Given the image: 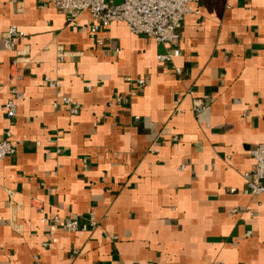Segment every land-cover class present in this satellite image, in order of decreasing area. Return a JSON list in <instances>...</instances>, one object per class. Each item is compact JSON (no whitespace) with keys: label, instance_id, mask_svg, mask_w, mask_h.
Instances as JSON below:
<instances>
[{"label":"crops","instance_id":"crops-1","mask_svg":"<svg viewBox=\"0 0 264 264\" xmlns=\"http://www.w3.org/2000/svg\"><path fill=\"white\" fill-rule=\"evenodd\" d=\"M198 8L162 63L122 22L91 34L88 13L0 0V138L19 141L0 159V264H264V195L244 177L264 143V0Z\"/></svg>","mask_w":264,"mask_h":264},{"label":"built area","instance_id":"built-area-1","mask_svg":"<svg viewBox=\"0 0 264 264\" xmlns=\"http://www.w3.org/2000/svg\"><path fill=\"white\" fill-rule=\"evenodd\" d=\"M56 10L66 15L68 21L74 20L82 13L90 16L87 24L91 34L107 28L111 23L119 21L126 25L134 35H143L155 39L165 45L164 53L157 55L159 62H172L173 58L180 55V49L174 44L180 39L182 21L186 15L198 14L199 0H122L119 4H113L109 0H48ZM24 35L16 25H10L3 37V45L6 50L13 51L17 40ZM62 58V55H60ZM177 75L181 74V68L173 66ZM47 85L58 88L61 84L57 79H46ZM139 86L144 85V80L137 81ZM12 97L7 99L4 105L5 115L13 119L17 113L18 101L22 94L12 89ZM115 101L120 102L121 97L115 96ZM61 101L68 106L71 114H77L80 105L67 95H62L59 100L53 102L56 107ZM19 141L12 138L10 130H6L0 138V159H4L15 153ZM253 164L249 172L244 173L250 193L264 195V143H259L250 151ZM236 211V209H233ZM48 219L42 217L41 221ZM60 223V219L54 216L50 220ZM69 231H75L78 226L77 219H69L63 223ZM115 239V238H114Z\"/></svg>","mask_w":264,"mask_h":264}]
</instances>
